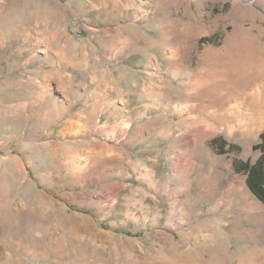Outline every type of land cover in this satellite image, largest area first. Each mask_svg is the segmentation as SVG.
<instances>
[{
	"label": "rangeland",
	"instance_id": "1",
	"mask_svg": "<svg viewBox=\"0 0 264 264\" xmlns=\"http://www.w3.org/2000/svg\"><path fill=\"white\" fill-rule=\"evenodd\" d=\"M262 132L264 0H0V264H264Z\"/></svg>",
	"mask_w": 264,
	"mask_h": 264
},
{
	"label": "trees",
	"instance_id": "2",
	"mask_svg": "<svg viewBox=\"0 0 264 264\" xmlns=\"http://www.w3.org/2000/svg\"><path fill=\"white\" fill-rule=\"evenodd\" d=\"M210 37L201 38V42L211 41ZM262 142L255 148L261 149V155L253 162L250 160H237L235 169L247 174V185L251 192L264 203V132L261 134ZM217 139H215V142Z\"/></svg>",
	"mask_w": 264,
	"mask_h": 264
},
{
	"label": "bare ground",
	"instance_id": "3",
	"mask_svg": "<svg viewBox=\"0 0 264 264\" xmlns=\"http://www.w3.org/2000/svg\"><path fill=\"white\" fill-rule=\"evenodd\" d=\"M260 208L262 209V211L264 212V208L260 206ZM262 216V215H261Z\"/></svg>",
	"mask_w": 264,
	"mask_h": 264
}]
</instances>
